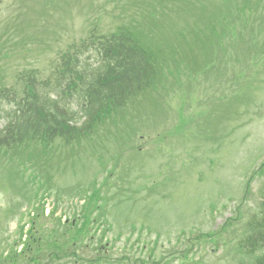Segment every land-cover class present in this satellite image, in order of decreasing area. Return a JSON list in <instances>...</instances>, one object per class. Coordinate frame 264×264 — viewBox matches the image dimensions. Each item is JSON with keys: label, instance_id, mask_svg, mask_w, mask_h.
<instances>
[{"label": "rangeland", "instance_id": "rangeland-1", "mask_svg": "<svg viewBox=\"0 0 264 264\" xmlns=\"http://www.w3.org/2000/svg\"><path fill=\"white\" fill-rule=\"evenodd\" d=\"M51 1L2 0L0 55L5 53L9 60L1 59L0 67L13 83L18 72L25 68L40 67L44 71L42 78L51 74L47 72L50 58L40 55L34 44L20 41H23V20L40 15L50 20L57 15ZM91 2L96 10L86 13L98 17L104 33L128 24L134 15L132 10H137L129 5L130 0ZM211 2L207 9L200 11L202 6L198 0L190 16L187 14L184 18L199 27L212 21L214 15L229 17L224 0ZM86 6L92 8L81 0L79 7ZM76 10L75 7L67 9L73 14ZM184 24L183 17L178 15L177 3L167 17L150 21L149 45L175 58L178 46L187 45L176 41L178 29ZM94 25L86 22L83 29L79 24L73 26L69 33L64 30L65 37L68 40L83 37ZM224 33L226 42L232 38L236 43L233 50L236 45L238 50L240 47L242 51L252 50L247 41L238 37L234 21L225 27ZM218 42L213 40L215 44ZM52 43L57 50L56 41ZM213 50L211 44L199 48L207 59ZM238 58L241 66L246 67L240 55ZM248 63H252L251 57ZM262 72V68L250 69L242 77L255 84L264 78ZM209 77L213 81L217 79ZM214 86L216 91L209 93L217 96L218 107L227 109L237 104L234 97L224 100L223 92L228 91L225 86L218 87L216 83ZM262 87L259 83L251 96L261 97ZM197 94L200 96L202 92L178 90V84L170 86L160 93L147 95L140 104L141 108L148 106L155 110L151 118L141 124L134 120L123 134L113 125L107 127L106 133H102L107 134L108 142L94 140L88 148L78 143L58 146L45 153L42 146L30 147L24 158H16L15 163H1L0 264H37L31 260L34 257L40 259V264H87L84 260L98 255L94 244L89 247V240L85 239L76 250L71 244L51 245L64 230L59 226L60 218L73 220L75 217L80 219L78 230L86 219L102 221L100 228L91 224L90 233L84 237L89 239L95 235L98 241L105 233L102 243L108 245V250L102 264H161L162 260L163 264H179L185 257L188 260L182 264H252V258L241 256L237 244L244 237L245 224L258 211L264 190V119L239 129L243 131L237 136L221 138L211 132L213 116L208 105L201 109L203 113L197 122L196 106L202 107L205 103L201 99L196 101ZM222 118L225 119V111ZM141 129L147 135H155L145 142L136 141L135 147H143L145 143L144 151L129 150L125 157L120 156L122 143L130 141L131 132L139 133ZM32 225L35 228L31 235L40 239V250L25 253L23 257L19 253L20 239L23 243L29 240ZM211 233L214 235L207 239L205 235ZM73 252L79 257L72 256Z\"/></svg>", "mask_w": 264, "mask_h": 264}, {"label": "trees", "instance_id": "trees-1", "mask_svg": "<svg viewBox=\"0 0 264 264\" xmlns=\"http://www.w3.org/2000/svg\"><path fill=\"white\" fill-rule=\"evenodd\" d=\"M223 23L226 21L220 18L214 25ZM199 28L208 29V25ZM211 34L202 31L205 37ZM195 39L202 40L201 36ZM102 40L95 59L74 68L70 63L75 61L68 60L70 67L54 76L55 83L29 75L23 95L0 83V120L4 122L0 149L18 148L35 140L46 143L57 137L71 141L80 133L90 135L95 123L120 114L159 76L155 56L144 46L147 41L141 32L125 27ZM253 227L264 248V217Z\"/></svg>", "mask_w": 264, "mask_h": 264}]
</instances>
